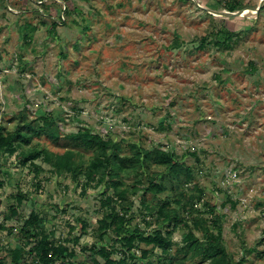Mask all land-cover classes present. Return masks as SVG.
<instances>
[{
    "label": "rangeland",
    "instance_id": "rangeland-1",
    "mask_svg": "<svg viewBox=\"0 0 264 264\" xmlns=\"http://www.w3.org/2000/svg\"><path fill=\"white\" fill-rule=\"evenodd\" d=\"M259 1L0 0L1 122L12 130L20 116L49 115L59 142L40 136L29 147L57 154L64 136L81 128L120 143L124 153L130 145L173 153L192 168L202 202L214 206L213 216L202 202L187 211L173 243L185 245L189 232L201 238L202 221L211 229L218 215L234 262L264 264V6L251 13ZM231 7L244 16L202 9ZM27 150H0V260L9 263L11 250H30L21 228L33 213L41 219L36 233L73 251L54 264H90L98 247L113 250L116 260L155 263L150 247L140 246L146 256L127 252L112 233L100 235L98 222L114 209L131 219V232L151 234L161 226L154 206L173 199L168 190L128 192L120 201L104 183L57 175L42 159L34 162L37 173L21 163ZM82 157L87 164L92 154ZM150 172L159 179L165 169ZM121 180L146 183L139 174ZM18 194V215L7 219ZM31 256L25 258L36 264Z\"/></svg>",
    "mask_w": 264,
    "mask_h": 264
},
{
    "label": "trees",
    "instance_id": "trees-1",
    "mask_svg": "<svg viewBox=\"0 0 264 264\" xmlns=\"http://www.w3.org/2000/svg\"><path fill=\"white\" fill-rule=\"evenodd\" d=\"M241 6H237V9ZM230 12L235 10L231 7ZM64 13H67L64 6ZM59 21L52 22L56 26ZM31 33V32H30ZM30 36V35H29ZM204 42L201 43L202 48ZM20 116L19 124L9 130L2 124L0 119V150L12 155L18 148H28L27 152L21 153V163L32 164L34 170L41 171L34 162L42 159L52 171L57 174H68L73 181L83 177L88 183H104L105 190H112L113 195L120 201L127 199L128 192L144 194H160L168 190L172 194V201L169 199L159 200L160 203L154 206L156 221L161 224L160 228L151 234H144L138 229L133 232L129 230L131 219L126 214H120L114 209L105 212L103 218L98 222L100 235L112 233L120 240L125 251L130 252L133 248L140 249L141 245L150 247V257H156L155 263L148 261L147 264H184L189 261L194 264H238L234 262L223 243V229L220 216L214 215L208 222L202 221V237L197 238L191 232L185 237V245L179 246L173 243V232L185 225L184 214L193 210L194 206L201 203L204 193L193 183L194 173L191 167L179 162L175 155L159 148L146 149L137 145H130L129 152L124 153L120 143L110 139L105 140L101 135L91 132L89 129L81 128L75 133L64 136L66 141L63 146L64 152L53 153L45 149L30 148L34 138L44 136L50 142L57 144L60 140V130L57 121L49 115H43L34 121H25ZM82 153H91L92 158L87 164L82 162ZM151 167H163L165 172L160 178H153L150 174ZM124 174H139L146 177L144 182H136L127 185L121 180ZM107 200H111L108 198ZM22 202V195L15 196V203L8 209L11 219L18 215V208ZM172 203L175 207H172ZM203 203L211 216L214 214V206ZM41 226V219L30 215L21 228L24 237L30 238L32 247L29 251L22 249L11 250V260L0 264H34L25 258V255H32L36 264H54L57 260L72 257L73 251L68 254V249L54 247L49 237L35 232L34 228ZM146 254L148 251L140 249ZM159 250L161 255L154 253ZM124 252V251H123ZM126 253V252H125ZM114 251L107 247L94 248L90 258V264H134L126 257L116 260L113 257ZM100 258V259H97Z\"/></svg>",
    "mask_w": 264,
    "mask_h": 264
},
{
    "label": "water",
    "instance_id": "water-1",
    "mask_svg": "<svg viewBox=\"0 0 264 264\" xmlns=\"http://www.w3.org/2000/svg\"><path fill=\"white\" fill-rule=\"evenodd\" d=\"M264 6V0H260L258 2L257 8L253 11H251L252 14L257 15L259 13V11L261 10V8ZM204 11H206L207 13L220 17V18H226V17H243L244 16V12L242 11H235V12H226V11H219V12H215L206 8H202ZM243 14V15H242Z\"/></svg>",
    "mask_w": 264,
    "mask_h": 264
},
{
    "label": "bare ground",
    "instance_id": "bare-ground-1",
    "mask_svg": "<svg viewBox=\"0 0 264 264\" xmlns=\"http://www.w3.org/2000/svg\"><path fill=\"white\" fill-rule=\"evenodd\" d=\"M243 15V14H242Z\"/></svg>",
    "mask_w": 264,
    "mask_h": 264
}]
</instances>
